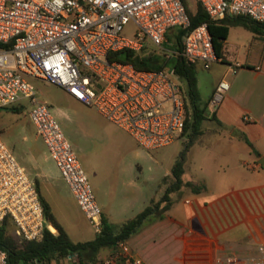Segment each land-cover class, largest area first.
Returning a JSON list of instances; mask_svg holds the SVG:
<instances>
[{
    "label": "built area",
    "instance_id": "2783aa9c",
    "mask_svg": "<svg viewBox=\"0 0 264 264\" xmlns=\"http://www.w3.org/2000/svg\"><path fill=\"white\" fill-rule=\"evenodd\" d=\"M187 1L0 0V110L17 103L22 108L23 100L31 105L29 118L37 135L96 233L102 230V207L71 142L31 80L64 88L147 151L171 145L182 136L186 121V91L175 70H139L109 55L148 50L163 54L168 62L181 55L205 69L222 62L206 22L187 33L181 50L166 47L174 28L190 26ZM194 2L211 21L246 16L264 24V0ZM238 66L232 67L234 73ZM229 88V82L219 83L211 102L214 109ZM6 219L23 240L42 239L46 228L57 233L46 219L34 179L0 136V226ZM118 247L113 256L88 264H148L131 255L126 242ZM0 264H8L2 249ZM59 264L82 263L73 255ZM215 264H264V245L255 254L219 257Z\"/></svg>",
    "mask_w": 264,
    "mask_h": 264
},
{
    "label": "rangeland",
    "instance_id": "374dc122",
    "mask_svg": "<svg viewBox=\"0 0 264 264\" xmlns=\"http://www.w3.org/2000/svg\"><path fill=\"white\" fill-rule=\"evenodd\" d=\"M187 2L190 10L195 13L197 5L194 0ZM132 29V26L128 28L129 34ZM247 34L244 27L233 26L230 47L234 42L247 43ZM172 64L170 62L168 68ZM197 70L203 84L200 89V104L203 106L208 100L211 77L216 74L213 69H205L201 65L197 66ZM31 82L37 89L40 100L50 105L53 115L71 142L100 205L102 201L115 207L138 194L152 195L159 200L173 183L172 168L183 156L195 180L210 182L214 179L226 189L236 187L232 196L226 194L218 197L212 208L205 209L198 203L200 215L204 219L211 216L216 221L219 219L220 223L232 225L231 237L245 238L264 245V169L253 172L249 169L250 166L232 164L234 160H215L210 156L208 149L218 139L214 130L220 127L212 110L208 109L209 118L202 124V135L193 140L188 135H182L169 146L147 151L129 134L100 115L94 107L75 100L64 88L40 79H32ZM21 104L26 106L20 108L17 103L15 108L18 109L0 110V136L32 178L39 181L42 194L48 198L55 214L68 230L72 234H76V230L78 233H89L78 238L87 240L93 236L94 230L81 213L69 186L59 177L60 172L53 160L46 158L48 151L29 118L31 105L26 100L21 101ZM253 128L255 143L249 146L245 144V147L252 152L259 150L261 161L264 159V129ZM253 128L243 129V132L251 137ZM252 162L253 160L250 161ZM187 189L171 194V199L176 200L174 208H185V199L194 198L193 194H184L189 193L190 189ZM238 199L242 201V208L238 206ZM221 201L223 203L220 207L217 204ZM171 213L176 214L175 211ZM194 224L198 225L197 222ZM13 230L14 227L11 226V231L14 232Z\"/></svg>",
    "mask_w": 264,
    "mask_h": 264
},
{
    "label": "crops",
    "instance_id": "0c3cea01",
    "mask_svg": "<svg viewBox=\"0 0 264 264\" xmlns=\"http://www.w3.org/2000/svg\"><path fill=\"white\" fill-rule=\"evenodd\" d=\"M247 31V37H249L247 43L234 42L231 48V43H229L232 33L231 27L225 42L224 61L213 64L209 69H213L216 74L211 77L212 83L208 89V99L212 98L211 102L221 81L229 82L230 88L224 94L217 109H214L210 102L209 110H212L220 127L214 130L218 139L208 150H210V156L215 160L220 158L231 159L234 160L232 164L250 166L249 169L256 172L260 168L264 169L259 161L262 155L259 150L252 152L245 147V144L249 146V143H255L253 141L256 139L253 127L264 129V30L261 29L258 34L248 29ZM236 63L239 66L234 73L232 67ZM202 85V81L198 77L199 91ZM249 128H253L250 133L251 137L243 132V129ZM46 158L51 159L48 152ZM251 160H253L252 163H250ZM184 170L182 179L185 183L192 182L197 185H204L205 189L201 192H195L184 186L178 190L179 192L188 188L190 189L189 193L184 192V194H193L194 198H186V206L182 209L174 208L176 200H171V207L164 217L147 221L135 235L126 241L129 253L142 258L148 264H215L219 257L232 254L241 256L255 254L258 246L262 244H255L245 238L231 237L232 225L220 223L218 222L219 219L216 221V218L213 219L211 216L204 219L197 208L198 203L205 209L212 208L218 197L226 194L232 196L236 187L226 189L224 185H220L214 179L210 182L204 179L195 180L186 162H184ZM58 174L62 179L60 173ZM53 179L56 180L55 177ZM56 182L59 184L58 180ZM46 199L48 200V198ZM129 200L115 207L101 201L103 218L109 223L121 224L135 217L153 201H158L152 195L145 196L142 194L135 195L133 199ZM222 203L223 201L217 205L221 207ZM241 204V199H238L240 208H242ZM52 211L55 214L53 208ZM171 211H175L176 214H172ZM81 213L83 214L82 211ZM55 216L65 227L73 241L83 242L95 238L96 232L94 231L93 236L89 239L79 240L80 236L89 235V233L84 231L78 233L76 230L77 233L72 234L57 214ZM194 222H197L198 225H195ZM118 251L119 247L105 249L99 254V259H107ZM60 262L61 260L53 261L56 264ZM116 264L128 263L126 260H120Z\"/></svg>",
    "mask_w": 264,
    "mask_h": 264
},
{
    "label": "trees",
    "instance_id": "16d2710c",
    "mask_svg": "<svg viewBox=\"0 0 264 264\" xmlns=\"http://www.w3.org/2000/svg\"><path fill=\"white\" fill-rule=\"evenodd\" d=\"M186 5L188 6L187 2ZM188 14L190 26L187 29L174 28L172 30L174 32L166 38L168 49L181 50L183 39L187 33L206 22L212 34L216 54L224 61L225 42L231 27L242 26L255 34L260 33L261 29L264 30V24L255 22L246 16L229 17L218 22L211 21L199 3H197L195 13L188 6ZM109 59L121 63H130L137 69L145 71L167 69L168 64L172 62V68L183 83L187 96L186 121L182 135H188L193 140L203 134L202 124L209 118L208 109L212 98L208 99L203 106L200 104L201 94L198 87L197 65L189 63L181 55L168 62L163 54L148 50L140 53L125 50L109 55ZM14 109L18 108L12 107V110ZM256 154L259 155L258 152ZM184 171L182 156L172 168L173 183L158 201H153L135 217L121 224H112L102 218L101 232L96 233L94 239L83 242H75L70 238L65 227L53 213L51 204L42 194L39 181L33 178L44 207L46 219L49 224L56 228L57 233L54 234L49 228H46L42 239L23 240L11 231V226L14 227L13 231H15V225L10 219H6L0 226V249L7 252L8 264H52L53 261L64 260L73 255H76L82 264L96 261L103 250L117 248L121 242H126L135 235L147 221L164 217L171 207L172 193L184 186L195 192H201L205 189L204 185H197L192 182L185 183L182 179Z\"/></svg>",
    "mask_w": 264,
    "mask_h": 264
},
{
    "label": "water",
    "instance_id": "95a60500",
    "mask_svg": "<svg viewBox=\"0 0 264 264\" xmlns=\"http://www.w3.org/2000/svg\"><path fill=\"white\" fill-rule=\"evenodd\" d=\"M261 165L264 167V159L260 161Z\"/></svg>",
    "mask_w": 264,
    "mask_h": 264
}]
</instances>
